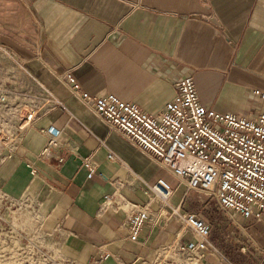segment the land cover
Here are the masks:
<instances>
[{"label": "crops", "instance_id": "obj_1", "mask_svg": "<svg viewBox=\"0 0 264 264\" xmlns=\"http://www.w3.org/2000/svg\"><path fill=\"white\" fill-rule=\"evenodd\" d=\"M0 43L35 85L6 94L0 125L14 129L22 108L39 109L16 145L0 147V192L32 199L48 245L80 264H154L193 240L176 219L166 222L170 210L150 202L146 183L175 177L76 96L65 75L150 114L192 76L207 108L247 115L257 108L254 90L264 91V0H0ZM50 126L59 144L43 155ZM88 155L97 164L92 178ZM183 187L172 201L186 209ZM147 204L152 213L133 242L129 220Z\"/></svg>", "mask_w": 264, "mask_h": 264}, {"label": "built area", "instance_id": "obj_2", "mask_svg": "<svg viewBox=\"0 0 264 264\" xmlns=\"http://www.w3.org/2000/svg\"><path fill=\"white\" fill-rule=\"evenodd\" d=\"M0 49H4L1 43ZM65 78L76 96L91 104L109 126L158 157L161 166L178 181L177 187L165 178L146 183L150 202L158 201L165 211L170 210L166 222L174 218L193 235V240L180 241L168 248L181 255L173 258L172 263L208 264L205 260L212 253L225 259L212 241L210 222L173 204L180 185L187 192L209 193L234 220L253 218L264 224V91L254 90V95L259 97L257 108L247 115L223 113L207 108L200 100L194 78L183 76L175 83V97L157 113L150 114L115 93L98 96L85 91L71 73H66ZM6 99V94L0 93V102ZM49 101L58 102L54 96ZM38 115L35 106L22 108L14 129L0 127V147L16 145L19 135ZM46 132L49 138L43 155H49L59 144V131L54 126ZM108 157L117 158L112 151ZM82 161L88 177L92 178L97 173L92 155L83 157ZM32 172L35 174L36 170L33 168ZM151 213L147 204L131 216V241H139Z\"/></svg>", "mask_w": 264, "mask_h": 264}, {"label": "rangeland", "instance_id": "obj_3", "mask_svg": "<svg viewBox=\"0 0 264 264\" xmlns=\"http://www.w3.org/2000/svg\"><path fill=\"white\" fill-rule=\"evenodd\" d=\"M25 73L9 52L0 49V93L27 95L32 92L35 88L34 82L29 80ZM10 120L12 114L6 116V122ZM173 184L177 187L179 183L176 180ZM183 186L180 185L176 190L178 196L184 191ZM185 201L187 208L182 209L184 212H195L210 222L213 227L212 241L225 256L223 259L218 254H208L211 264H264L262 223H256L254 219L234 220L207 192L190 191ZM191 236L189 234L185 241ZM179 256L181 255L177 252L162 251V255L154 264L164 261L175 264L172 263L173 258ZM0 264L80 263L68 259L58 249L48 245L40 227L37 206L31 198L9 199L0 192Z\"/></svg>", "mask_w": 264, "mask_h": 264}, {"label": "bare ground", "instance_id": "obj_4", "mask_svg": "<svg viewBox=\"0 0 264 264\" xmlns=\"http://www.w3.org/2000/svg\"><path fill=\"white\" fill-rule=\"evenodd\" d=\"M165 169V168H164ZM213 256V255H212ZM210 258V257H209ZM208 260V259H207ZM161 264H170V262H166V261H164V262H162Z\"/></svg>", "mask_w": 264, "mask_h": 264}, {"label": "trees", "instance_id": "obj_5", "mask_svg": "<svg viewBox=\"0 0 264 264\" xmlns=\"http://www.w3.org/2000/svg\"><path fill=\"white\" fill-rule=\"evenodd\" d=\"M217 204H218V202H217ZM218 206H219V204H218ZM220 207V206H219ZM221 208V207H220Z\"/></svg>", "mask_w": 264, "mask_h": 264}]
</instances>
